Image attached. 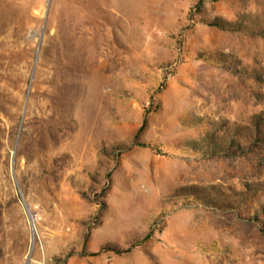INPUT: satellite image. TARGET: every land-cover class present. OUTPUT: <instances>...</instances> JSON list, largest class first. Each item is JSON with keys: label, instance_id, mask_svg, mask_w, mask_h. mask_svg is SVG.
<instances>
[{"label": "rangeland", "instance_id": "1", "mask_svg": "<svg viewBox=\"0 0 264 264\" xmlns=\"http://www.w3.org/2000/svg\"><path fill=\"white\" fill-rule=\"evenodd\" d=\"M0 264H264V0H0Z\"/></svg>", "mask_w": 264, "mask_h": 264}, {"label": "bare ground", "instance_id": "2", "mask_svg": "<svg viewBox=\"0 0 264 264\" xmlns=\"http://www.w3.org/2000/svg\"><path fill=\"white\" fill-rule=\"evenodd\" d=\"M72 84H74L75 85V81L74 82H72ZM31 214V213H30Z\"/></svg>", "mask_w": 264, "mask_h": 264}]
</instances>
